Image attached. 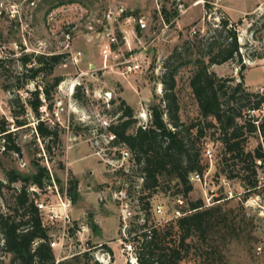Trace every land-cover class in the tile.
I'll return each mask as SVG.
<instances>
[{
    "label": "rangeland",
    "instance_id": "obj_1",
    "mask_svg": "<svg viewBox=\"0 0 264 264\" xmlns=\"http://www.w3.org/2000/svg\"><path fill=\"white\" fill-rule=\"evenodd\" d=\"M258 2L261 3L257 10L251 12L254 16L246 17L244 11ZM163 6L170 13L169 21L161 11ZM263 13L264 0H0V124H6L20 148L18 153H0L3 210L12 203L14 190L11 187L21 184L16 181L7 186L5 172L14 169L22 175H31L36 170L34 159L40 158L39 162L50 174L44 182L53 180L59 190L60 186H68L71 177L78 180L76 199L70 198L67 209L71 221L63 225L62 219L57 217L47 226L56 241L55 264H132L130 255L135 254L134 242L128 240L133 234L130 229L143 219L148 224L163 226L178 214L175 204L184 202L181 197L170 198L159 193L150 198L148 213L141 209L138 197L144 192L139 189L141 180L137 167L128 156L120 161L108 158V153L115 148L108 146L109 138L99 128L115 119L106 110L114 109L122 98L132 107L137 123L148 120L149 107L159 102L163 93L160 79L163 62L184 45L189 46L190 54H184L183 59L193 58L201 35L210 32L222 17L237 23L245 68L240 70L236 60H229L212 64L209 69L219 76L238 77L241 72L244 83L246 79L255 86L251 90L262 87L264 91V29L254 35L248 29ZM127 16L136 20L142 18L146 27L138 30V21L126 22ZM105 26L112 27L119 35L116 47L102 34ZM124 33L127 42L122 38ZM53 53L68 55L52 72V76H62L54 93L53 109L59 99L62 108L56 110V116L50 112L42 116L48 123L55 121L60 126L58 148L63 147V154L59 155L56 149L50 158L35 131L37 116L26 103L31 92L35 88L41 90L48 78L43 73L31 78L28 68L37 66V62L25 65L20 57ZM130 54L137 57L139 69L125 72V63L120 61L130 58ZM190 75V64L181 66L176 74L175 91L183 120L197 114L189 86ZM76 83L87 96L82 102L73 97ZM16 98L17 103L13 100ZM16 118L24 120L25 124L17 125ZM71 121L79 128L71 129ZM217 136L216 133L210 137L212 140L205 137L200 143L205 167L198 179L191 174L193 188L189 198H201L206 205L220 198L219 203L224 208L243 215L247 228L244 242L233 241L228 245L224 252L225 264H264V159L256 162L258 185L247 192L246 181L235 174L249 171L239 170L240 163L226 165ZM259 141V135L254 133L248 138L246 148H254ZM2 142L0 136V144ZM207 149L210 154L206 153ZM103 153L108 156L103 157ZM67 159L71 165L67 164ZM121 165L124 170L119 168ZM35 196H42L41 200L49 204L59 203L56 192L50 189ZM128 243L132 244V250L126 249ZM105 246L111 248V256ZM0 258L7 261L9 256L0 250ZM182 264L197 262L189 255Z\"/></svg>",
    "mask_w": 264,
    "mask_h": 264
},
{
    "label": "trees",
    "instance_id": "obj_2",
    "mask_svg": "<svg viewBox=\"0 0 264 264\" xmlns=\"http://www.w3.org/2000/svg\"><path fill=\"white\" fill-rule=\"evenodd\" d=\"M161 11L165 20L169 21L170 13L164 6ZM253 16L254 13L246 14V17ZM263 17L264 13L248 26L252 35L264 29ZM236 24L222 17L210 32L201 35L193 58L183 59L184 54H190L188 45L167 57L160 77L162 96L159 102L149 107V119L144 123H137L132 107L122 98L114 109L106 110L115 120H110L99 131L106 132L107 138L113 135V138L108 139V146L115 150L108 153L109 156L107 153L102 156L116 161L122 156V149L128 150V160L139 172V189L144 192L138 197L141 209L148 213L150 198L159 193L170 198L181 197L184 202L183 205L175 204L174 210L178 214L167 220V224H148L143 219L130 229L133 234H130L128 240L134 242L137 264H182L183 259L189 255L194 257L197 264H225L224 252L228 245L233 241L244 242L247 228L243 215L235 214L232 208H224L219 203L220 198H215L209 205L201 198H189L193 188L191 174L202 175L205 167L202 164L203 146L200 143L205 137L212 140L210 137L216 133L226 165L240 163L239 170L249 171L247 174H235L246 181L245 190L249 192L258 185L255 168L258 166L256 162L260 163L264 159V148L261 140L252 149H247L246 144L254 133L259 138L264 137V111L259 114L252 112H259L264 105V91L247 88L241 72L238 77L219 76L209 69L212 64L229 60H236L240 70L245 68ZM66 55L38 54L33 58L32 54H23L20 57L25 65L37 62V66L28 68L31 78L37 77L39 73L48 78L43 82L41 90L35 88L31 92L26 103L37 116L36 131L44 142V152L50 158L61 145L60 126L55 121L52 124L46 119H40L39 108L47 102L46 111L52 115L54 93L62 80L61 75L52 76V72L57 64L64 61ZM187 64L191 65L189 86L196 101L197 114L183 120L179 114L180 105L175 86L179 68ZM73 97L79 102L87 98L80 84L75 85ZM13 100L16 103L18 101L17 98ZM15 121L17 125L25 124L22 119L16 118ZM69 126L71 129L79 128L72 121ZM88 132L90 134L91 130ZM0 136L5 145L3 153L20 151L4 122L0 124ZM62 154L63 147L59 149V155ZM39 159H34L36 170L31 175H22L14 169L5 172L7 186L16 181L21 184L11 187L14 190L13 200L6 210H3L4 204L0 200V250L9 256L7 261L0 258V264H55L50 228L42 224L32 196L35 193L29 189L31 185L42 187L49 176L48 169ZM119 168L123 169V166ZM2 185L3 182H0ZM66 188L72 200L76 199L78 180L71 177ZM250 243L247 241V244ZM105 247L111 256V248Z\"/></svg>",
    "mask_w": 264,
    "mask_h": 264
},
{
    "label": "built area",
    "instance_id": "obj_3",
    "mask_svg": "<svg viewBox=\"0 0 264 264\" xmlns=\"http://www.w3.org/2000/svg\"><path fill=\"white\" fill-rule=\"evenodd\" d=\"M111 15H112V13H109L108 16L111 17ZM132 21H138L139 26H140L139 28H141V29L146 27V23H145V21L142 18H138V20H136L132 16H127L126 17V22L130 23ZM102 34L108 40L109 44H111V45H113L115 47L118 45V43H119V35L114 32L112 27L105 26L103 28ZM122 38H124V40L127 42V37H126L125 33L122 34ZM77 55H79V53H77ZM129 56H131V54ZM120 62H124L125 63V66H124L125 72H132V71H136L137 69H139V63L137 62V57L136 56H131L130 58L123 59ZM76 84H78V83H76ZM257 90L262 92L263 88L259 87ZM68 95H71V94H68ZM106 95L108 96L109 93H106ZM61 106H62V101H61V99H59V100H57V102H56V104L54 106V109L52 111V114L54 116L57 115V111L56 110H59V109L62 108ZM39 110L41 112V119H42L43 118L42 117L43 114H47L46 104L41 105ZM260 111L261 112L264 111V105L262 106ZM252 112L257 113L258 111H254L253 110ZM111 138H113V135L109 136V139H111ZM260 140H261V143H262L263 148H264V137H261ZM4 149H5V145H4V142H2L0 144V153H2L4 151ZM206 153L210 154V150L207 149ZM121 154H122V156L120 157V159L116 160V161H120L121 158L124 159L126 156L129 157V155H130L127 149H122L121 150ZM48 175H50L49 172H48ZM192 175H194L193 177H195L196 179L199 178V174H197V173H194ZM29 189L32 192H34L35 194H39L40 192H46L47 189H50L52 192H54V191L56 192V196L59 199L60 205H59V203H57L58 205L53 204V203L49 204V203L46 202V200H41L42 196H35V194L32 195L34 197V203L37 206V209L39 211V215H40L42 224L44 226H50L49 224H52L57 217L62 219L63 225H66V224H68L71 221V218H70V216H69V214L67 212V209L69 208L70 203H71V200H70L71 197L67 193L66 186H64V187L60 186L59 187L60 193H62V194H60L58 192L59 190L57 189V186H56V184H55V182L53 180H50V182H48V183L45 182L42 187H39L37 185H31V186H29ZM56 206H57V208H56ZM58 206H61V207L58 209ZM55 209H57V210H55ZM157 211H160L159 207L157 208ZM50 244L54 247V245L56 244V241L52 238V241L50 242ZM125 246H126L127 250H132V244L131 243L125 244ZM129 261L132 264H137L136 258H135L134 255L133 256L130 255Z\"/></svg>",
    "mask_w": 264,
    "mask_h": 264
},
{
    "label": "crops",
    "instance_id": "obj_4",
    "mask_svg": "<svg viewBox=\"0 0 264 264\" xmlns=\"http://www.w3.org/2000/svg\"><path fill=\"white\" fill-rule=\"evenodd\" d=\"M259 3H261V2L256 3L251 9H249V10H247V11H244V12H245V13H251V12L257 10V7H258ZM245 83H246V86L249 87V89H253V88H255V86H251V85L246 81V79H245ZM257 87H258V86H256V88H257ZM68 151H69V150H68ZM67 164L71 165V161H69L68 159H67Z\"/></svg>",
    "mask_w": 264,
    "mask_h": 264
},
{
    "label": "bare ground",
    "instance_id": "obj_5",
    "mask_svg": "<svg viewBox=\"0 0 264 264\" xmlns=\"http://www.w3.org/2000/svg\"><path fill=\"white\" fill-rule=\"evenodd\" d=\"M72 87V86H71ZM141 116H143V114H141Z\"/></svg>",
    "mask_w": 264,
    "mask_h": 264
}]
</instances>
